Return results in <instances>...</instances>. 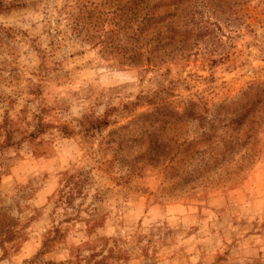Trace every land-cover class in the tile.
<instances>
[{
    "label": "rangeland",
    "instance_id": "374dc122",
    "mask_svg": "<svg viewBox=\"0 0 264 264\" xmlns=\"http://www.w3.org/2000/svg\"><path fill=\"white\" fill-rule=\"evenodd\" d=\"M70 2L0 0V215L20 231L0 264H264V5L223 27L214 66L132 68L72 35ZM161 100L206 120L239 106L237 146L173 167L114 158L108 134Z\"/></svg>",
    "mask_w": 264,
    "mask_h": 264
},
{
    "label": "trees",
    "instance_id": "16d2710c",
    "mask_svg": "<svg viewBox=\"0 0 264 264\" xmlns=\"http://www.w3.org/2000/svg\"><path fill=\"white\" fill-rule=\"evenodd\" d=\"M253 1L264 5V0H72L64 12L72 35L99 48L104 59L116 60L120 66L153 67L184 62L197 55L214 66L228 55L223 49V27L237 26ZM143 102L149 101L140 96L134 106ZM157 104L149 103L154 105L152 111L140 113L108 134L105 144L114 146V158L126 157L137 147L130 155L135 162L143 159L173 167L175 159L176 164H181L184 157L187 165H193L196 155L237 146L234 133L240 130L245 116L239 106L230 111L225 104L216 105L215 114L206 120L205 109L193 102L186 103L182 112L167 101ZM109 116L106 112L104 121ZM191 122L206 127L188 141L186 133H180V126ZM179 138L183 140L181 144ZM175 169L176 166L172 171ZM19 236L15 221L7 213L1 214L3 255L15 249L13 244Z\"/></svg>",
    "mask_w": 264,
    "mask_h": 264
}]
</instances>
